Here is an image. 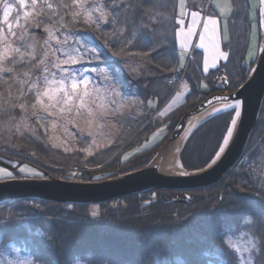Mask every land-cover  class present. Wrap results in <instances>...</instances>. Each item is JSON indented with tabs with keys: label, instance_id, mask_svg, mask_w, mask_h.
Wrapping results in <instances>:
<instances>
[{
	"label": "trees",
	"instance_id": "1",
	"mask_svg": "<svg viewBox=\"0 0 264 264\" xmlns=\"http://www.w3.org/2000/svg\"><path fill=\"white\" fill-rule=\"evenodd\" d=\"M145 1L131 0L129 15H126L125 20L119 18L123 22L127 21L130 27L142 25V37L149 35L150 44L156 41L157 29L164 36H168L171 30L172 37L163 47L164 50L172 51V57H169L165 66L170 69L175 65L174 17L172 29L168 30V21L159 17L157 23H151L154 33H149L147 23L144 27V18L141 16L139 20L134 14ZM246 1L230 0V39L222 45L228 50L224 62L202 74L199 57L195 63L189 61L192 63L187 66V79L190 82L188 100L186 98L180 107L163 117L170 129L173 130L181 111L190 109L217 92L214 87V90L203 88L202 79L212 78L223 70L228 77L227 91L231 92L248 77L253 65L249 62V66L244 67L245 58L243 60L236 56L240 49L236 47L233 31L234 21L240 20L238 15L243 12ZM189 2L194 4L197 1ZM71 3L66 0L64 4L56 5L50 12L51 18L46 16L45 8L41 7L40 15L79 30L82 25L73 16ZM120 6L115 7L118 14ZM173 6L175 0H166L156 5L154 12L159 15ZM198 7L202 8L200 5ZM113 32L111 30L109 36L115 40L117 34ZM144 40L147 42L148 39ZM196 52L193 50V56L198 55L199 51ZM21 67L27 71L36 70L30 61L23 62L16 69ZM174 67L177 69L176 65ZM26 88L21 95L15 80H0V104L4 109L0 111V120L19 113L15 106L18 105L17 101L29 104L33 94ZM201 93H204L202 97L192 99ZM156 99L159 100L158 106L164 102L161 98ZM191 99L193 102H190ZM233 113V110H227L210 117L187 137L179 152V161L184 169H202L211 162ZM173 114L177 116L171 124L169 117ZM152 125L149 117L140 120L131 125V132L118 153L113 151L114 146L111 145L90 156L56 151L46 143L39 131L16 134L0 129V160L9 165L12 162L18 165L27 163L43 174L41 178L55 177L51 174L55 173L73 181H98L92 177L113 172L103 178L107 179L141 168L152 160L160 146L149 154L146 149L138 150V146L154 129L155 125ZM248 150L250 160L255 163L258 157L261 160L260 156L264 153V98L245 153ZM11 151L16 152L14 154ZM31 153L34 160L28 157ZM5 155L16 159L7 161ZM17 169H14V173L19 174ZM150 192L156 193L152 200L147 195ZM188 193L191 200L199 193H207L209 199L205 202L202 201L204 199L195 202L190 200L185 204L173 201L183 195L180 191L149 189L142 195L134 193L98 204L56 203L35 198L6 200L0 203V248L10 245L24 247L31 255L32 264H238L235 251L226 241L228 235H236L247 227L258 238L257 247L264 245V173L260 170H251L244 165L236 170L233 167L218 183ZM147 200L149 203L145 204ZM93 207L99 212L93 213ZM253 264H264L263 249L257 250Z\"/></svg>",
	"mask_w": 264,
	"mask_h": 264
},
{
	"label": "rangeland",
	"instance_id": "2",
	"mask_svg": "<svg viewBox=\"0 0 264 264\" xmlns=\"http://www.w3.org/2000/svg\"><path fill=\"white\" fill-rule=\"evenodd\" d=\"M65 1L38 0L36 8L33 9L31 0H25L28 7L21 9L18 0H0V28H3L4 32L7 33L8 23H11L13 30L16 32L15 36L8 35L7 41L13 43L14 47H20L21 51L27 49L36 57L35 60L28 57L21 61V58L17 56L15 72L0 73V80L10 77H16V80H20L21 74L26 73L27 80L34 85L33 98L29 104L27 105L28 102L26 101H17L18 104H24L25 107L20 108L17 106L19 113H13V116L0 120V129L13 131L16 134H31L33 131H39L45 137L46 143L56 151L90 156L111 145L114 146L113 151L118 153L121 150V145L127 140L126 138L131 132V125L149 117L150 123L155 126L138 146V150L146 149L148 154L154 152L159 146L164 145L165 139L172 131L168 126V121H164L165 118L163 117L180 107L186 101V98L188 100L187 95L190 92V82L187 79L188 64L195 63L194 61H198L199 57V68L201 67L200 69L203 71L201 73L203 74L224 62L225 58H218V52L228 54V50H225L222 45L224 41L230 39L228 32V26L231 23V11L228 9V6H231L230 0H195L197 2H194V4L193 2L190 3L189 0H184L183 6L180 4V0H175L173 8L171 7L167 12H160L159 15L154 12L155 6L166 0H147L137 9L134 14L137 15L139 20L141 16L144 18L143 24L145 27V23H147L149 33H154L155 30L152 29L151 23H157L159 17L163 21H168L167 29H172V16L174 17V57L177 69H175V65L170 69L165 68L169 57H172V51L171 49L164 50L163 47L167 40L172 37L171 30L168 29L170 33L168 32V36H164L161 33L159 34L157 29L156 41L150 44L149 35L145 34L142 37V25L139 27L134 24L130 27L127 21L120 20L119 16L125 20L126 15H129L131 0H117L116 2L84 0L82 6L79 7H73L71 3L73 14L76 12L81 13L79 17H75L76 20H80L79 22L82 25L79 30L70 29L64 26L61 21L57 23L51 19V23L48 22V17L52 15L51 10L59 4H64ZM70 1L72 2V0ZM5 3L12 5L7 22L3 19ZM44 3L52 4V9L44 7L45 14L47 13L46 16L48 17L40 15L41 4ZM119 5L121 6L118 14L115 7ZM197 5L202 7L201 11H197ZM93 8L96 11L93 12ZM259 8L260 0H247L243 12L238 15L240 20L238 22L234 21V40L237 43L236 47L240 49L236 56L243 58V60L245 58L244 67H248L249 62H252L253 65L258 55L261 40ZM194 11L200 13L197 17L199 23L194 25L195 34L189 36L187 43H185L183 36L177 38L176 30L183 28L185 32L187 31V26L192 20L191 13ZM221 11L225 15H221ZM25 12H34L36 15L30 16L25 21ZM85 12L91 14V19L87 23H85V16L83 15ZM101 12L105 13L103 20L99 18ZM181 13H183V16H181ZM17 15L20 17L19 24L16 20ZM208 16H212L217 20V33L215 39H213L211 33H208L204 41L205 47L201 48L198 47L200 44L199 34L203 30V21ZM181 18L185 21L184 25L177 23ZM25 24H27L26 30ZM46 28L48 31H45ZM111 30L115 31L113 33L117 34V39L112 38V40L109 36ZM49 32L53 34L54 39H49ZM162 32H165V30ZM2 35L3 33H0V36ZM144 39H148L147 42ZM46 40L49 41L47 45L44 43ZM57 41H66L67 43L61 47L57 44ZM114 44L116 45L114 46ZM214 45H218V49ZM2 48L3 43L0 42V49ZM58 48L59 51H57ZM72 49H76L77 63L61 64V61L66 59V55H63V53H69ZM193 50L199 51L198 55L193 56ZM45 52L48 54L45 55ZM40 60H43L44 63L40 64ZM190 60L191 63H189ZM26 61H30L36 70L27 71L22 67L16 69ZM55 64H60V67H54ZM6 66L14 67L13 64ZM81 74L87 77L89 81L87 93H85L84 85H81L78 89L79 94L83 97V105H81L80 100L74 98L69 104L61 102L54 109H45L38 104L35 108L32 107L35 104L37 92L42 93L46 87L56 88L58 86L51 83L53 80H64L70 86L71 80L68 77L76 76L77 79H80ZM201 85L206 89L209 87L210 90L217 89V92H228V77L223 70H220L214 77L202 79ZM203 94H198L192 99L202 97ZM56 96L60 97L62 93H57ZM156 96L164 100L160 106H158L159 100L156 99ZM192 99L190 102H193ZM42 100L44 104L56 103L55 99L49 102L46 97H42ZM2 109L3 107L0 104V111ZM49 111L53 113L52 116L48 115ZM33 112H36L37 115L33 116ZM184 112L181 111L180 116ZM176 116L177 114H173L169 117L171 124L174 123ZM14 152L11 151V153ZM89 153L91 154L89 155ZM28 157L34 160L32 153ZM4 159L11 161L16 158L5 155ZM258 159L255 163L249 158V150L246 153L244 151L234 168L236 170L244 165L251 170H260L261 173H264V153L260 156L261 160ZM13 163L15 164V162H12L11 166ZM25 165L27 170L34 169L27 163L20 164V166ZM0 168L13 172L15 178L37 177L14 173L13 167L9 169L0 165ZM111 173L113 172L101 173L92 178L102 180L107 174ZM51 174L55 178L64 179L55 173ZM4 179L8 178H0V180ZM194 190L198 189L176 191L188 195V200L185 203L187 204L191 200L188 191ZM146 191L139 194L142 195ZM147 195L152 200L155 198L156 193L150 192ZM194 196H196V193ZM207 199H209L207 193H199L197 197L192 198L194 202L199 200L205 202ZM119 203L121 202L119 201ZM144 203L147 204L149 201L147 200ZM91 211L93 213L99 212L96 207H93ZM226 241L235 251L238 264H253L257 250H264V245L261 248L257 247L259 245L258 238L247 227L236 235H228ZM25 262L32 264L31 255L24 247L10 245L8 248H0V264H25ZM75 264L82 263L77 262Z\"/></svg>",
	"mask_w": 264,
	"mask_h": 264
},
{
	"label": "water",
	"instance_id": "3",
	"mask_svg": "<svg viewBox=\"0 0 264 264\" xmlns=\"http://www.w3.org/2000/svg\"><path fill=\"white\" fill-rule=\"evenodd\" d=\"M259 14L261 40L257 58L246 80L237 89L228 93H213L185 111L164 145L144 167L98 181H73L55 177L8 178L0 180V203L6 200L35 198L56 203L98 204L148 189L185 191L208 187L221 181L244 152L264 98V14L262 16L261 11ZM216 97H228V99H215ZM208 101L212 102L208 103ZM230 101H239L240 116L237 118L238 122L234 126L233 136L230 137L229 144L225 145L224 152L213 159L215 163L211 162L202 171H190L182 175L161 172L159 163L162 152L180 137L188 124V119L212 104ZM0 165L12 169L11 165L1 160ZM187 200L188 195L184 194L183 197L173 201L186 203Z\"/></svg>",
	"mask_w": 264,
	"mask_h": 264
},
{
	"label": "snow or ice",
	"instance_id": "4",
	"mask_svg": "<svg viewBox=\"0 0 264 264\" xmlns=\"http://www.w3.org/2000/svg\"><path fill=\"white\" fill-rule=\"evenodd\" d=\"M84 0H72V6L73 7H79L82 6ZM18 4L19 7L21 9L28 7V5H26L25 0H18ZM38 4V0H31V7L33 9L36 8ZM180 4L183 6L184 4V0H180ZM41 7H47L48 9H52V4L50 3H44L41 4ZM12 9V5H9L7 3H5L4 5V11H3V19L5 22H7L9 20V16H10V12ZM229 11H231V6H228ZM92 11H96L95 8L92 9ZM260 11L261 13H264V0H260ZM221 15H225V13L223 11H221L220 13ZM36 15V13H29V12H25L24 13V19L25 21H27L29 19L30 16H34ZM81 15V13L76 12L73 14L74 17H79ZM83 15L85 16V23L89 22V20L91 19V14L89 12H85L83 13ZM200 15L199 12H192L191 16H192V20L191 23L188 24L187 26V31L185 32L183 28H179L176 30V36L177 38L183 36L185 39V43H187V38L189 36H192L195 34V28L194 25L198 24L199 21L197 19V17ZM181 16H183V13H181ZM105 17V13L101 12L100 13V20H103ZM17 20V24H19V20L20 17L19 15H17L16 17ZM49 23H51V19H49L48 21ZM177 23L179 25H184L185 21L181 18L177 21ZM27 29V24H25V30ZM45 31H48V29L46 28ZM226 31V28H225ZM0 33H3L2 36H0V42L3 43V48L0 49V73H12L15 70V62L17 60V56H19L21 58V61H23L24 59L31 57L33 60L36 59L35 55H33V53L27 51V49L25 51H21L20 47H14L13 43H9L7 41V36L8 35H16V32L13 30L12 24L8 23V30L7 33L4 32L3 28H0ZM208 33L212 34L213 39H215L216 33H217V20L212 17V16H208L204 19L203 21V30L200 32V44L198 45V47L204 48L205 47V39ZM22 39V37H21ZM49 39H54V36L51 32H49ZM46 45L49 43L48 40H46L44 42ZM67 42L66 41H57V44H59L61 47H63ZM217 49H218V45H214ZM183 47V45H182ZM60 49L58 48L57 51H59ZM48 53L45 52V55H47ZM63 55H66V59L61 61V64H66V63H77V59H76V49H72L71 52L69 53H63ZM228 54L227 53H223V52H218V58H227ZM40 64H43L44 61L40 60L39 61ZM8 64H13L14 67H7L6 65ZM54 67L59 68L60 64H55L53 65ZM27 74H21V79L20 80H16V77H10L13 80H16V84L17 86L20 88L21 91V95L24 94V88L27 87L29 91H32L34 89V85L31 83V81L27 80ZM68 79L71 80L70 86L64 81V80H60V81H55L53 80L51 83L58 85L56 88H50V87H46L42 93L37 92L36 93V98H35V104L32 105L33 108L36 107V105H41L42 108L45 109H54L56 108V106L58 104H60L61 102H63V104H69L70 102L73 101V99L75 98L76 100H80L81 105H83V97L79 94L78 89L80 88L81 85L85 86V93H87V84L89 83L88 78L83 76V74H81L80 79H77L76 76H69ZM57 93H62V96L57 97L56 94ZM42 97H46L47 100L49 102L53 101L55 99L56 103H48V104H44ZM215 99H223V100H227L228 97H216ZM212 101H208V103H211ZM18 106L20 108H24L25 105L24 104H18L15 105ZM228 109H232L235 114L231 117L230 119V123L226 126V133L223 135V143L219 145V151L216 152V156H220L224 150H225V145L229 144L230 141V137L233 136V126L237 125V118L240 116V103L239 101H237L234 104H226L224 109H216V112H226ZM33 116L37 115L36 112L32 113ZM49 116H52L53 113L51 111L48 112ZM91 153H89L90 155ZM125 159H127V157H125ZM212 163L214 164L215 161H212ZM12 167L18 168L19 174L23 175V176H40L42 177V173H40L39 171L36 170H27V166H20L18 164H13ZM202 171V169H201ZM187 174V173H185ZM0 178H15L13 172L8 171L7 169L4 168H0ZM25 264H27V262H25Z\"/></svg>",
	"mask_w": 264,
	"mask_h": 264
},
{
	"label": "bare ground",
	"instance_id": "5",
	"mask_svg": "<svg viewBox=\"0 0 264 264\" xmlns=\"http://www.w3.org/2000/svg\"><path fill=\"white\" fill-rule=\"evenodd\" d=\"M263 14L264 13H262V16H263ZM263 18H264V16H263ZM263 24H264V20H263ZM236 102L230 101V102L215 103V104H212V105L208 106L202 112L191 116L188 119V121H187L188 124H187L186 128L184 129L183 133L180 135V137L175 142H172L171 144H169L167 146L166 150H164L162 152L160 163H159V170L161 172H164V173H167V174H173V175H182V174H185L186 172H190L188 170L186 171V169H183V166H181L182 164L180 165V163H179V152L181 150V147H182L183 143L187 139V136L202 121L212 117L213 115H216V113H217L216 109H224L226 104H234ZM233 129H234V126H233ZM222 143H223V141H222ZM159 148H158V150H159ZM217 157L218 156H214V158H217ZM213 159L211 160V162L213 161ZM207 166H205V167H207ZM204 168H202V169H204ZM198 170H201V169H198ZM198 170H193V171H198ZM119 198H121V197H119Z\"/></svg>",
	"mask_w": 264,
	"mask_h": 264
},
{
	"label": "built area",
	"instance_id": "6",
	"mask_svg": "<svg viewBox=\"0 0 264 264\" xmlns=\"http://www.w3.org/2000/svg\"><path fill=\"white\" fill-rule=\"evenodd\" d=\"M223 87V86H222Z\"/></svg>",
	"mask_w": 264,
	"mask_h": 264
}]
</instances>
